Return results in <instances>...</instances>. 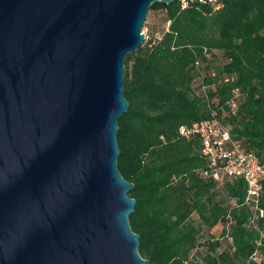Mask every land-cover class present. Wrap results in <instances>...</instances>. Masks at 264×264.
Wrapping results in <instances>:
<instances>
[{"label": "water", "instance_id": "95a60500", "mask_svg": "<svg viewBox=\"0 0 264 264\" xmlns=\"http://www.w3.org/2000/svg\"><path fill=\"white\" fill-rule=\"evenodd\" d=\"M174 1L0 0V264H149L119 119L150 8Z\"/></svg>", "mask_w": 264, "mask_h": 264}, {"label": "trees", "instance_id": "16d2710c", "mask_svg": "<svg viewBox=\"0 0 264 264\" xmlns=\"http://www.w3.org/2000/svg\"><path fill=\"white\" fill-rule=\"evenodd\" d=\"M150 12L165 13L169 25L126 60L130 106L118 132L119 170L135 185L139 253L149 264H264V216L260 229L248 225L245 181L219 187L202 178L199 140L180 135L181 126L225 112L233 138L264 159V0H175ZM203 85L209 100L198 94ZM235 88L242 96L232 114ZM218 224L226 238L211 232Z\"/></svg>", "mask_w": 264, "mask_h": 264}, {"label": "built area", "instance_id": "2783aa9c", "mask_svg": "<svg viewBox=\"0 0 264 264\" xmlns=\"http://www.w3.org/2000/svg\"><path fill=\"white\" fill-rule=\"evenodd\" d=\"M181 1L184 7L195 1L216 2V0ZM199 64L198 62L197 65ZM215 75L214 73L213 76ZM229 80L235 81L234 76H228L226 81ZM203 88L204 91H198V94L209 100L208 85H203ZM241 96V90L235 88L233 97L228 104L232 114H236ZM223 115L225 116V112ZM222 117L214 110L211 118L195 122L192 125L181 126L180 135L188 140H199L201 155L206 162V167L200 172L202 178L215 182L219 187L233 184L237 180L245 181L247 185L245 204L252 211L248 225L260 229L259 221L264 216V210L260 208L264 187V159L248 151L240 141L234 139L230 127L225 124ZM232 203L235 204V201ZM262 235L264 236L263 232ZM255 259L258 260V256Z\"/></svg>", "mask_w": 264, "mask_h": 264}, {"label": "rangeland", "instance_id": "374dc122", "mask_svg": "<svg viewBox=\"0 0 264 264\" xmlns=\"http://www.w3.org/2000/svg\"><path fill=\"white\" fill-rule=\"evenodd\" d=\"M169 23L167 21V17L166 14L163 12H158V13H154V12H150L148 14L147 20H146V24L145 27L143 29V33L145 35V41L143 42V44L148 43L153 36H155V38H158L161 36V33L168 27ZM142 44V45H143ZM199 91H204L203 86L200 87L199 86ZM234 201H231L230 203H232ZM236 202V201H235ZM232 205H236L232 203ZM191 220L194 223H198V217L196 214H194V216L191 218ZM260 228V227H259ZM224 231V225L223 224H218L217 226H215L212 229V233L215 234L216 238H226L222 235V232ZM229 240L232 242L233 239L231 237H229ZM259 259V257H258Z\"/></svg>", "mask_w": 264, "mask_h": 264}]
</instances>
